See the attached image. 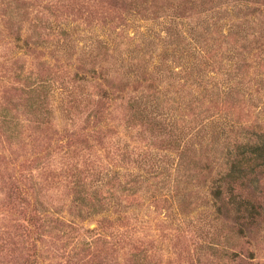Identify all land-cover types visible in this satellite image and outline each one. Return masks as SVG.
<instances>
[{
  "label": "rangeland",
  "instance_id": "374dc122",
  "mask_svg": "<svg viewBox=\"0 0 264 264\" xmlns=\"http://www.w3.org/2000/svg\"><path fill=\"white\" fill-rule=\"evenodd\" d=\"M261 133L264 0H0V264H264L208 192Z\"/></svg>",
  "mask_w": 264,
  "mask_h": 264
},
{
  "label": "trees",
  "instance_id": "16d2710c",
  "mask_svg": "<svg viewBox=\"0 0 264 264\" xmlns=\"http://www.w3.org/2000/svg\"><path fill=\"white\" fill-rule=\"evenodd\" d=\"M257 138L236 143L235 150L228 152L225 167L209 185L214 215L231 217L240 234L264 222V184H260L264 174V133ZM239 253L229 249L227 255L234 259Z\"/></svg>",
  "mask_w": 264,
  "mask_h": 264
}]
</instances>
